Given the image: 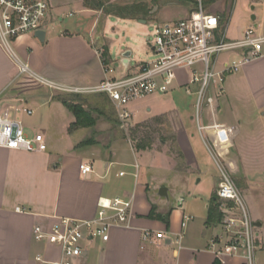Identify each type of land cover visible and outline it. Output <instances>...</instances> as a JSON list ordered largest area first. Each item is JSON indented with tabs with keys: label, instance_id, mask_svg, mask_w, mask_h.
I'll list each match as a JSON object with an SVG mask.
<instances>
[{
	"label": "crops",
	"instance_id": "obj_1",
	"mask_svg": "<svg viewBox=\"0 0 264 264\" xmlns=\"http://www.w3.org/2000/svg\"><path fill=\"white\" fill-rule=\"evenodd\" d=\"M82 8L85 14L93 10ZM217 15L222 27L227 26L223 14ZM60 21L50 19L48 9L42 24L45 42L33 34H24L12 40L9 49L0 44V113L10 117L13 113H25L26 109L32 111L31 106L39 102L41 106L54 105L66 142L64 149L59 150L57 144L48 142V134L42 132L53 129L51 109L47 110L45 119L35 123L15 119L22 123L29 137L42 133L48 150L29 153L0 148V264H41L38 257L60 260L58 248L34 239V227H48L59 218L94 220L102 205L114 199L131 202L128 224L114 225L108 241L94 243L91 251L86 247L87 251L73 264H244L243 257L229 255L225 250L229 236L221 227L222 222L209 227L208 215H200L197 221L180 207L184 200L179 201L180 208L171 203L173 181L161 173L165 160H172L168 142L159 140L156 145L149 140L147 148L138 151L125 137L115 138L112 134L121 125L114 104L104 93L96 94L112 103L117 119L102 110L108 108L106 103L97 101L103 111L102 119H97L92 127L76 125L74 113L57 99L58 94L65 92L49 85L87 89L101 84L109 76L104 55L107 46L101 44V36L94 34L95 23L89 29L83 22L65 25L63 19ZM227 40L238 39L227 37ZM239 58L242 55L238 53L219 57L218 70ZM16 60L27 65L32 74H20ZM137 69L138 66L133 71ZM124 74L131 73L124 69L120 76ZM190 77L191 71H181L174 85L185 89ZM190 87L193 92L198 88ZM222 88L223 93L216 88L211 90L214 103L205 108L203 117L208 128L203 132L198 129L199 134L217 148V144L224 143L226 149L240 151V179L246 180L250 173L248 166L264 171V59L252 61L238 73L227 75ZM173 112L169 124L176 149L191 151V141L197 134L183 122L177 109ZM135 125L138 124H131ZM82 128L92 129L93 133L88 139L76 141L73 137ZM30 129L36 133L31 134ZM226 133L227 140L223 141ZM123 143L130 147L133 160L127 157ZM237 158L236 154L226 159L232 164L236 160V165ZM82 165H91L93 172L83 176ZM162 187L167 188L168 198L159 195ZM219 202L223 213L224 203L220 199ZM17 208L25 212H18ZM166 213H170L168 223L164 220ZM186 217L190 220L183 227ZM256 221L260 223L256 264H264V221L261 218ZM219 227L222 233L218 232ZM146 232L152 233V239H145ZM159 232L164 233L163 239L155 238Z\"/></svg>",
	"mask_w": 264,
	"mask_h": 264
},
{
	"label": "built area",
	"instance_id": "obj_2",
	"mask_svg": "<svg viewBox=\"0 0 264 264\" xmlns=\"http://www.w3.org/2000/svg\"><path fill=\"white\" fill-rule=\"evenodd\" d=\"M195 1L197 9L192 11L188 18L157 25L153 33L147 35L146 41L156 58L149 64L138 66L136 72L106 79L98 86L87 89L58 87L49 85L42 79L41 81L52 88L69 93L107 94L117 110L121 128L127 130L131 128L132 114L124 107L130 101L153 93H168L178 81L179 72L189 70L191 77L185 89L197 98L193 117L198 129L205 131L208 126L203 123L204 111L206 107L213 105L215 99L211 90L216 88L223 93L222 86L227 75L238 73L244 65L252 61L264 59V19L258 21L256 17L253 26L248 27L241 39L229 41L226 37L227 26L222 27L219 15L208 12L203 0ZM48 9L49 5L45 0H0V44L9 49L15 38L43 31L42 24L47 18ZM227 52L241 54L242 58L229 61L224 64L222 70H218L219 56ZM16 64L20 74H32L27 65L18 60ZM120 65L125 70L129 69V66L125 68L123 64ZM106 73L112 74L113 70L106 66ZM192 85L198 86L195 92L191 90ZM24 112L27 115L33 113L27 109ZM0 148L29 153H44L48 150L42 133L29 137L21 122L2 113ZM220 169L221 178L216 195L220 200L231 204H224L223 210L222 227L229 236L225 250L229 255L243 257L244 264H256L258 235L255 221L229 172ZM92 172L91 165L81 166L83 176ZM131 208L130 201L114 199L102 205L94 220L59 218L48 227L36 225L33 229L34 239L58 248L62 255L58 261L41 257H38V261L41 264H73L75 259L87 251L84 242H92L96 238L106 242L114 225H127ZM16 210L25 212L20 208ZM236 210L239 211V216L232 214ZM189 220L186 217L182 226ZM155 238L163 239L164 233H156ZM145 239H152V233L146 232Z\"/></svg>",
	"mask_w": 264,
	"mask_h": 264
},
{
	"label": "rangeland",
	"instance_id": "obj_3",
	"mask_svg": "<svg viewBox=\"0 0 264 264\" xmlns=\"http://www.w3.org/2000/svg\"><path fill=\"white\" fill-rule=\"evenodd\" d=\"M45 1L49 5L50 19L54 18V21L58 23H61L60 19H63L62 22L65 25L78 21L83 22L84 26L89 29L95 23L94 34L101 36V44L107 46L109 51L108 55H105V61L113 73L109 74L108 79L118 78L124 71V67L121 65L116 67V63L121 62L123 53L128 50L133 52L129 73L136 72L133 71V68H137V66L153 62L156 55L146 41L147 35L153 33L155 26L175 23L188 18L191 12L197 9L195 0H110V3H106L107 9L120 6L125 12H132L134 6H138L137 9L140 11H136V18H121L115 14H106L103 10L90 9V14H85L82 6L90 8V5L86 4V0ZM89 1L92 2V0ZM109 5L111 6L109 7ZM253 6H255V11H252ZM206 10L212 14L222 13L227 23L226 35L228 39L239 40L248 27L253 26L251 19L253 14L256 15L258 21L264 19V0H218ZM142 21H146V23H142ZM225 54L230 53H223L219 57L222 58ZM174 86L175 89L173 90ZM173 88L167 94L153 93L144 98L130 101L124 109L133 115L131 124L138 125L131 126L127 130L122 128L121 130L117 127L112 135H115V138L125 137L134 147L149 140H152L156 145H159V140L168 142V151L170 155L172 154L170 157L172 160H165L161 173L168 180L173 181L172 191L169 194L171 203L177 208L183 207L188 216L195 217L198 221L200 215H208L207 210L216 194L221 178L220 168H223L229 172L237 186L253 221L257 222L258 218L264 221V171L250 165L247 167L250 169V173L247 175L248 180L240 179V151L226 149L227 145L224 143L217 144L218 149L207 139H201L196 120H190V116L194 115L196 96L187 93L184 87L180 88L173 85ZM58 95L83 104L85 110L96 120L102 119L101 114L97 111L99 108L97 101H102L108 105L104 111L117 119L112 103L103 95L96 93L79 94L82 97L81 100L75 98L77 93L65 92ZM55 107L54 105L41 106L39 102V105L31 106L32 115L28 116L19 112L13 113L10 118L35 123V121L45 119L47 110L49 112L51 109L50 118L53 129L50 132L44 130L42 132L48 134L50 144L53 146L57 144L59 150H62L66 142L62 137L64 132L60 125V118L54 114ZM175 109L180 112L183 122L189 126V129L192 127L193 133L197 134L191 141V151L184 149L182 152L176 149L169 124V120L171 122L173 119ZM29 132L34 135L36 130L30 129ZM92 133V129L82 128L76 133V136L74 135L73 139L76 137V141L85 140L90 138ZM223 138V141L227 140V133ZM123 146L127 147V157L133 160V156L129 152L130 147L125 143ZM236 154L239 157L236 165L234 162L236 160L233 161V164L231 160L227 161L226 158H232ZM180 200H184V203L179 207ZM220 201L226 204V201ZM232 214L239 216V211L236 210ZM207 222L208 216L206 225H208ZM212 225L214 224L209 223L208 226L211 227ZM256 230L259 231V229ZM215 231L212 230L213 233H216ZM218 232L222 233L223 230L219 227ZM100 240L96 238L94 242H84V245L91 251L93 244Z\"/></svg>",
	"mask_w": 264,
	"mask_h": 264
},
{
	"label": "trees",
	"instance_id": "obj_4",
	"mask_svg": "<svg viewBox=\"0 0 264 264\" xmlns=\"http://www.w3.org/2000/svg\"><path fill=\"white\" fill-rule=\"evenodd\" d=\"M215 1H218V0H204V7L208 9L210 5L214 3ZM106 3H110V0H92V2L89 0H86V4L88 6L90 5V8L94 10H99V11L103 10L106 14H115L116 16L121 17V18H136L137 17L136 11H140L137 9L138 6H134L133 8L134 10L132 12H125V10H123L120 6H114V7L107 9ZM111 5H109V7ZM108 52H109L108 48L106 47L104 55L106 54L108 55ZM75 96H76L75 98H77L78 100H81L82 98L81 95L79 94ZM57 99H59L70 111L74 113L77 119V122H76L77 126L92 127L96 124V119L88 111L85 110V107L83 104H79L76 101L68 100L65 97H57ZM104 109L105 108H103L102 110ZM102 110L97 108V111L99 113H102L103 112ZM146 148H147L146 143H139L138 145H136V149L139 151L144 150ZM152 212L154 213L155 209H153ZM169 214H167L164 219L166 220L167 223L169 219ZM223 218H224V215L220 210V202H219L217 195L215 194L209 205L207 224L209 225L210 223L214 225H219L223 221Z\"/></svg>",
	"mask_w": 264,
	"mask_h": 264
},
{
	"label": "water",
	"instance_id": "obj_5",
	"mask_svg": "<svg viewBox=\"0 0 264 264\" xmlns=\"http://www.w3.org/2000/svg\"><path fill=\"white\" fill-rule=\"evenodd\" d=\"M252 11H255V6L252 7ZM251 19H252V21H254L256 19V15L253 14ZM142 23H146V21H142ZM34 36H35V38H37L41 42H45V40H46V32L45 31H37ZM131 56H132V51L128 50V51L124 52L122 55L121 62L116 63V67L120 66V64H123L125 66V68H127L129 66ZM159 195L161 197L168 198L167 188L162 187L159 191ZM255 224H256V227L260 226V223H255Z\"/></svg>",
	"mask_w": 264,
	"mask_h": 264
}]
</instances>
